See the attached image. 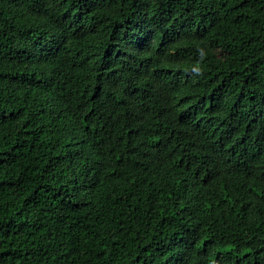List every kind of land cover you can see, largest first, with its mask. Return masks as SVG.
I'll list each match as a JSON object with an SVG mask.
<instances>
[{"label":"trees","instance_id":"16d2710c","mask_svg":"<svg viewBox=\"0 0 264 264\" xmlns=\"http://www.w3.org/2000/svg\"><path fill=\"white\" fill-rule=\"evenodd\" d=\"M0 264H264V0H0Z\"/></svg>","mask_w":264,"mask_h":264}]
</instances>
